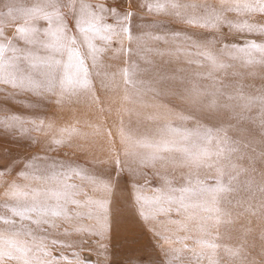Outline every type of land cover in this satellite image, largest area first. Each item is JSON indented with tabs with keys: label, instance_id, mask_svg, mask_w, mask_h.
<instances>
[{
	"label": "rangeland",
	"instance_id": "obj_1",
	"mask_svg": "<svg viewBox=\"0 0 264 264\" xmlns=\"http://www.w3.org/2000/svg\"><path fill=\"white\" fill-rule=\"evenodd\" d=\"M37 2L0 0V12L13 6L40 8ZM84 2L89 9L96 8L101 25L108 22L103 0ZM154 2L107 0L134 14L133 42L123 35L111 44L95 39L102 51L94 62L81 47L87 83L72 85L71 115L61 111L53 116L64 127L66 118L70 120L73 141L58 148V160L69 159L95 177L81 180L61 170L73 175L67 182L75 185L73 199L82 205L74 206L75 220L46 231L33 227L32 235L28 229L18 233L0 221V252L5 256L23 246L30 250L28 259L42 264L53 259L65 264V257L72 264H264L261 53L249 49L247 55L227 60L224 68L207 61H201V66L185 63L184 57L158 56L155 49L163 46L150 39L170 36L180 28L181 35L194 32L204 39L206 33L187 28L180 20L199 18L205 10L227 22L247 21L257 28L264 27V15L245 13V0H176L180 18L138 6ZM10 21L0 26L3 37L23 24L20 19ZM42 24L36 21V26ZM113 26L118 28L114 21ZM216 35L228 39L230 49L246 48L252 40L264 44V36L247 32L237 35L229 29ZM137 37L143 38L139 47ZM6 48L5 55H12V48ZM5 97L0 91V108L6 104ZM7 97L14 101L7 103L10 112L37 122L24 125L27 140L19 128L0 131V169L9 173L0 177V206H17L11 199L13 185L33 192L52 181L62 185L58 181L63 177L53 180L52 173L40 177L32 171L26 172L27 179L18 176L29 157L40 155L34 142L47 139L56 128L49 124L52 117L47 109L26 106L24 98L16 99L13 93ZM3 115L0 112V118ZM41 120L42 128L38 127ZM15 164L18 169H12ZM137 195L145 199L137 201ZM109 202L111 221L99 207ZM4 215L8 214L0 207V216ZM53 240L70 247H56ZM13 254L17 259H0V264H21L24 257Z\"/></svg>",
	"mask_w": 264,
	"mask_h": 264
},
{
	"label": "snow or ice",
	"instance_id": "obj_2",
	"mask_svg": "<svg viewBox=\"0 0 264 264\" xmlns=\"http://www.w3.org/2000/svg\"><path fill=\"white\" fill-rule=\"evenodd\" d=\"M37 4L40 5V8L25 9L13 6L9 7L6 13L0 12V26L5 24L6 19L23 21V24L18 23L14 28L18 44L11 49L12 56L10 59H5V53L8 49L3 43H0V83L16 90L17 96L30 94L42 97L45 94H52L57 86L66 90L68 86L87 83V67L80 48H86L94 62L96 54L102 51L93 42L97 38L111 44L114 38L123 35L130 43L133 42L130 21L134 14L130 11L122 12L118 4L110 5L107 0H103L102 7L108 13L106 17L108 22L102 25L95 15L96 8L93 6L89 9L84 0H38ZM138 6L146 8L148 12L155 11L174 15L176 18L181 17V13L175 11L178 7L176 0H155L154 3H141ZM244 6L245 13L255 12L264 15V0H245ZM236 11L239 13V5ZM36 21H42V26H36ZM113 21L118 28L113 26ZM180 23L187 28L195 29L196 32L206 33L207 36L201 39L194 32L181 35V32L184 31L181 28L172 32L170 36H150L151 40L161 42L163 46L155 49L158 56L184 57L187 58L185 60L187 64L201 65V61H207L219 68L226 67V61L235 60L237 54L244 53L247 55L249 49L258 50L261 53V58L264 59V44H257L252 40L248 42L246 48L233 47L230 49L228 39H221L216 35L217 33L228 32L230 29L232 33L237 35L247 32L251 35L264 36V27H254L247 21L242 23L227 22L222 17L207 10L199 18L182 19ZM3 39L4 37L0 35V40ZM142 39V37L136 38L138 47L140 46L139 41ZM26 46H30L27 51H25ZM146 50L153 51L152 48ZM21 62H26L27 66H22ZM6 65L14 67L16 72L5 73ZM81 74L83 79H81ZM5 96L6 104L0 108V112L4 113L3 118H0V131L18 127L23 130L25 124L37 123L33 119L27 118L25 120L24 117L10 112L7 109V103H14V101L8 98L6 93ZM43 124L44 122L41 120L38 127L42 128ZM55 143L61 144L60 141H55ZM38 161L39 163H37ZM65 169L81 180H95V177L91 176L86 169H81L72 162L45 160L39 155L31 156L25 161L18 176L27 179V170L39 173L40 177H47L49 173H52L51 178L53 180L62 176L63 180L58 182L62 184L65 191L45 189L40 192H29L13 185L11 198L20 203L17 206H0L8 214L7 216H0V221L4 225L11 226L18 233L28 229V235H32L33 226L42 231L57 227L53 218L63 216L65 221H71L73 217L70 213L74 212L71 206L80 208L82 205L73 199V195L67 191L75 185L67 183L73 179V175L61 171ZM8 174L6 169H0V177ZM44 182L47 183L46 180ZM136 199L140 201L145 198L137 195ZM29 200L32 202L24 203ZM99 207L109 214L106 218L111 221V203L99 205ZM76 216H79L78 212H76ZM18 221L20 222L19 225ZM24 221H30V224L25 226ZM108 226L110 228V223ZM52 243L56 247H70V245L58 243L55 240ZM36 250L39 251L40 249L37 248ZM29 251L23 246L13 249V252L24 257L21 264H42L39 259H28ZM13 252H9L7 256L0 252V259H17V255H14ZM44 255L47 256L49 253L45 252ZM64 259L65 264H72L66 257ZM49 264H57V262L53 259Z\"/></svg>",
	"mask_w": 264,
	"mask_h": 264
},
{
	"label": "bare ground",
	"instance_id": "obj_3",
	"mask_svg": "<svg viewBox=\"0 0 264 264\" xmlns=\"http://www.w3.org/2000/svg\"><path fill=\"white\" fill-rule=\"evenodd\" d=\"M12 21L13 20H11L10 23H12ZM3 26H5V25H3ZM12 26H15V24L12 25ZM4 30L5 29H2V32ZM12 32H11V28H10V35H9V31L7 33L4 31V33H2V34H5L6 33L5 35H7L8 37H6V36L5 37L8 38V39H5V37H4V39L7 40V41L9 40L8 42H5L4 39L3 40H0V43H3L5 45V47H7L9 45V47L12 48L13 47L12 43L17 44L16 43V41H17V39H16L17 34L14 31V29H12ZM11 56L12 55H10V56H6L5 55V59L6 60L7 59H10ZM65 60H66V58H65ZM21 63H22V66H24V67L27 66V63L26 62H21ZM4 71H5V73H14V72H16V69L14 67H12L11 65H6ZM0 91L5 92L6 94L13 93L16 99H19V97H23L26 106H29V107L37 106L38 108L39 107L42 108V111H45L47 109L49 115L52 117V119H51V122L52 123H49V124L52 126V128H56V130L53 129V132H51L48 135L47 139H45L43 141H38L37 143L34 142V145L35 146L34 145L33 146H34L35 149L39 150V154H40L39 156L42 157L43 159H45V160H49V159L58 160V158L56 157V155L59 153V149L58 148H60V146H67V147H69L73 141H72V135H70L71 133H69V131H68L69 130V127H70V120L65 117L67 120L65 121L66 123H65V127H64L59 121L55 120V118H53V116H55V115H61L60 114L61 111H64L66 113V115H69V114L71 115L72 114V108H73V105H72V97H71L72 86H68L66 90H62L59 86H57L53 90V93L52 94H45L42 97H36V96L30 95V94L18 95L17 96L16 95V90H14L10 86H6V85L0 86ZM31 109H34V108H31ZM37 118H39V116ZM50 125L46 124V126H50ZM64 129H65V134L63 132ZM20 131L25 136V134H26L25 133V130L24 129L23 130L20 129ZM27 139H28V137L25 136V139L24 140H27ZM55 141H60L61 144L60 145H57L55 143ZM67 151H68L69 155L72 154V152L70 150H67ZM54 153H56V154H54ZM20 154L22 156L25 155L23 153H20ZM66 162H72V161L68 159ZM9 165H10V168H11L12 165L11 164H8V166ZM13 166L14 167H12V169L15 168V167L18 169V165L16 166V164H15ZM22 167L23 166H20L21 169H22ZM27 171H31V170H27ZM67 183L73 184V182L72 183L67 182ZM45 189H47L49 191L50 190L65 191V189L63 188L62 185H59V184H56L55 185L53 183V181L48 186H44L43 189H36L35 191L40 192V191H44ZM72 190H73V188L67 189V191H69L71 194H72ZM41 199H43V197H41ZM15 202H18V201L15 200ZM31 202L32 201L29 200V201H26L24 203H31ZM18 203H20V202H18ZM71 207L74 210V205L71 206ZM72 213H70V215L73 217V214ZM53 219L55 220V223L57 225H69V224H71L75 220L74 217H73V219L71 221L67 222V221H65V219H64L63 216L58 217V218H53ZM18 223H20V222L18 221ZM23 223L24 224H30V222H27V221H24ZM34 229H39V228H35L34 227ZM24 231H27V229H25Z\"/></svg>",
	"mask_w": 264,
	"mask_h": 264
}]
</instances>
